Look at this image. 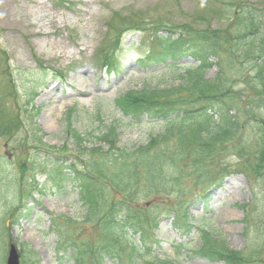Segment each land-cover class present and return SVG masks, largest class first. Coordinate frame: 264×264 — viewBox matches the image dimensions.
Listing matches in <instances>:
<instances>
[{"label":"rangeland","instance_id":"374dc122","mask_svg":"<svg viewBox=\"0 0 264 264\" xmlns=\"http://www.w3.org/2000/svg\"><path fill=\"white\" fill-rule=\"evenodd\" d=\"M255 11L264 15V0H0V264H6L10 243L19 264H72L55 248L53 214L69 218L64 222L71 237L88 242L81 249L83 258L96 264L97 247L111 239L85 218L76 192L57 191L39 172L40 164L34 172L26 170L33 146L83 163L96 138L88 135L78 144L76 135L84 139L111 122L117 125L119 145L145 144L164 124L145 118L118 121L114 99L145 86L179 85L184 71L199 62L186 56L176 67H153L140 63V57L158 51L157 38L169 33L198 43L215 41L220 61L240 59V45L257 29L249 22ZM231 41L239 42V48ZM108 63H113L111 71ZM249 67L227 74L249 80ZM204 70L213 78L218 67L213 62ZM244 85L236 86L239 101L229 112L239 121L235 144L244 138L255 141L259 134L264 141V105L253 108L250 98L242 97L250 96ZM228 149L202 175L179 177L173 193L150 194L151 203L170 201L182 218L188 213L190 225L183 234L173 228L172 213L161 215L151 231L156 257L226 264L221 257L211 261L197 253L201 229L237 257L231 264H264V151L257 161L254 148L245 146L248 156ZM174 242L182 244L177 254Z\"/></svg>","mask_w":264,"mask_h":264},{"label":"trees","instance_id":"16d2710c","mask_svg":"<svg viewBox=\"0 0 264 264\" xmlns=\"http://www.w3.org/2000/svg\"><path fill=\"white\" fill-rule=\"evenodd\" d=\"M255 12L256 17L252 13L249 15V22L257 29L246 35L247 42L239 48V42L231 41L234 48L240 49V59L220 61L216 56L215 41L208 43L205 39L203 43H198L183 34L174 38L169 33L157 38L158 51H150L140 57V63L153 67H176L186 56L199 62L198 66H190L184 71L179 85L161 89L145 86L114 99L113 108L120 114L118 121L133 123L145 118L164 124L145 144L119 145L117 125L111 122L105 129L87 133L84 139L76 135L78 144L85 141L88 135L96 138V142L88 148L83 163L73 155L48 151L40 145L33 146L35 151L26 170L34 172V167L40 164L42 168L39 172L57 191L62 194L76 192L85 218L91 219L111 239L97 247L93 256L96 264H103L106 259L112 264H183L154 255L153 245L157 241L151 231L157 227L161 215L172 213L173 228L186 234L190 230L185 221L188 213L182 218L170 201L161 206L158 201L151 203L148 201L151 193L169 195L179 187V177L207 172L221 160V155L228 149L227 142L233 143L230 149L238 155L244 153L242 155L248 156L245 146L254 148L259 161V155L264 151L262 134L257 133L255 141L244 138L235 144L234 135L239 129V121L229 113L234 110L235 101H239L236 86L240 82L249 89L250 96L242 97H249L254 103L253 108L264 105V15ZM210 58H214L213 62L218 67L213 78L206 77L204 70L211 67L213 62ZM112 64L108 63L107 67L111 69ZM244 64L250 66L249 71L254 67L253 71L246 73L250 75L249 80L227 74L232 72V68L241 69ZM68 219L55 214L50 218L55 248L72 264H87L81 249L87 248L88 242L71 237L65 227ZM197 234L202 238V244L196 250L199 255L211 261L221 257L226 264L237 258L226 253L222 245L210 240L201 229ZM172 244L177 254L182 244ZM123 248L125 252H121Z\"/></svg>","mask_w":264,"mask_h":264},{"label":"water","instance_id":"95a60500","mask_svg":"<svg viewBox=\"0 0 264 264\" xmlns=\"http://www.w3.org/2000/svg\"><path fill=\"white\" fill-rule=\"evenodd\" d=\"M6 264H19V255L13 244L9 245Z\"/></svg>","mask_w":264,"mask_h":264}]
</instances>
